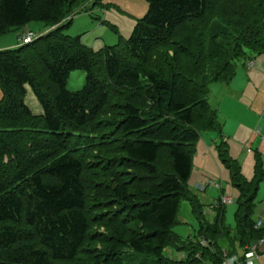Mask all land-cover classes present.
Returning a JSON list of instances; mask_svg holds the SVG:
<instances>
[{
	"label": "trees",
	"instance_id": "trees-1",
	"mask_svg": "<svg viewBox=\"0 0 264 264\" xmlns=\"http://www.w3.org/2000/svg\"><path fill=\"white\" fill-rule=\"evenodd\" d=\"M87 1L0 0V35L32 20L52 26L0 50V264H126L133 254L170 264L209 255L222 264L218 239L188 242L173 226L183 200L202 215L187 182L199 136L216 130L241 192L237 242L263 237L252 218L264 180L261 152L247 179L209 94L210 84L235 76L248 51L264 54V0H148L132 35L98 51L63 32ZM80 69L84 87L69 90L71 72ZM28 86L41 113L27 102ZM99 151L101 165L92 161ZM91 187L102 200L91 199ZM104 198L112 205L99 209ZM220 222L219 213L199 234L220 237ZM231 242L229 253H237ZM168 245L187 248L186 260L168 258Z\"/></svg>",
	"mask_w": 264,
	"mask_h": 264
},
{
	"label": "rangeland",
	"instance_id": "rangeland-1",
	"mask_svg": "<svg viewBox=\"0 0 264 264\" xmlns=\"http://www.w3.org/2000/svg\"><path fill=\"white\" fill-rule=\"evenodd\" d=\"M78 12L73 14V19L64 27L63 32L77 37H81V43L85 46L92 48L96 51L101 50L106 45H114L124 42L128 39L134 30L138 19L142 18L149 9L148 0H96L94 3L88 0L83 6H79ZM210 10V9H209ZM68 23V21H66ZM52 29V26L47 22L41 20H32L19 29H13L5 34L0 35V50L16 48L23 44L21 35L27 31H32L38 36L45 34ZM167 49V48H166ZM165 49V50H166ZM170 49V48H168ZM170 50V55L173 56ZM262 54L248 51L247 58H240L236 60V76L233 81L234 86H246L247 88V73L248 68L251 67L252 59L260 57ZM264 56V54H263ZM184 61L185 58L183 59ZM208 67H203L201 71L207 72ZM87 73L84 70H74L71 72L68 79L67 87L69 90H80L84 87L86 82ZM228 82H214L210 84L209 101L213 108L220 106L224 98L225 87H228ZM256 84L251 83L247 89L245 100H257L252 112L246 111L241 104H237L231 98H226L224 101V113L219 109V118L222 122H227L225 129L223 128V135L229 141L230 156L236 159L242 169L244 177L252 179L255 175L256 152H261L263 166H264V150L260 149L264 144V86L260 87L258 93L255 88ZM232 86V85H231ZM28 94L26 96L28 104L32 107L33 111L38 113L37 110L42 111V106L38 98L28 86ZM229 97V96H228ZM3 98V91L0 86V100ZM241 100V98H240ZM219 108V107H218ZM229 117H226V114ZM227 114V115H228ZM107 114H103L105 116ZM221 142V137L216 130L202 131L196 143L195 153L193 157V168L191 176L188 179L187 185L189 189L196 194L198 201L201 204L199 208L202 215H197L194 212L189 200H183L180 211L178 213V222L173 226V230L180 234L188 242L202 241L206 239L208 243L210 240H219V247L226 251H231L233 247L231 241L237 242V227L235 212L238 208L239 199L241 196L240 189L237 187L233 180V175L230 168L223 162L217 149V144ZM97 165L103 163L101 152H96L92 161H99ZM92 163V162H89ZM96 163L91 165L90 169H95ZM91 177V176H90ZM98 178L95 177V181ZM214 183V184H213ZM218 183L219 186L216 184ZM205 186V190H199L198 187ZM91 199L96 201L95 195L101 200L98 188L89 189ZM226 196L233 199L232 202L226 204H217L216 200ZM106 201V202H105ZM105 204H99L98 208L111 207L109 199L104 198ZM220 205L222 209L220 210ZM220 213L219 227L225 229L219 234L220 237L214 238L213 234L208 233L209 238L203 234H199L201 225H209L215 222L217 215ZM264 217V180L259 186V190L254 199L252 218L254 220ZM264 226V225H263ZM105 232L103 226H99ZM217 237V236H216ZM264 237V232H263ZM203 245V244H202ZM237 252L242 253L245 247H240L236 243ZM233 250V249H232ZM189 250L187 248H179L175 245H168L164 254L174 260H186ZM200 256L199 252L197 256ZM198 256V257H199ZM204 255L202 261L197 264H217L209 255ZM145 260V261H144ZM201 260V259H200ZM153 258H147L145 255L133 254L132 258L126 259V264H170L168 261L162 263L155 262ZM258 264H264V251L261 252L258 258Z\"/></svg>",
	"mask_w": 264,
	"mask_h": 264
},
{
	"label": "crops",
	"instance_id": "crops-1",
	"mask_svg": "<svg viewBox=\"0 0 264 264\" xmlns=\"http://www.w3.org/2000/svg\"><path fill=\"white\" fill-rule=\"evenodd\" d=\"M251 62H253V63L251 64V67L248 68V73L246 76L247 82H248L246 90H245L246 86L238 87V86L233 85L232 79L235 78V76H236V74H235V76L228 82V85H227L228 87H225L226 90L224 91V98H223L221 107L220 106L215 107V109L218 112L220 109L221 112L224 113L223 105H224V101L226 98H231L232 100H235L236 103L232 106L237 107V104L242 103V106L245 108L246 111L252 112V108L255 107L257 100L252 99V100L247 101V100H245V95H246L247 89L249 88V85L251 83L256 84V85H254L255 88L257 89L255 91V93H258V94H259L258 90H260L259 88L264 86V56H263V54L260 55V57L252 59ZM240 98H241V100H240ZM39 111L40 110H37L38 113H40ZM227 114H226V117H229V114L228 115ZM226 125H227V122L226 123L223 122V128L224 129H225ZM260 149L262 151L264 150V144L261 145ZM257 264H258V261H257Z\"/></svg>",
	"mask_w": 264,
	"mask_h": 264
},
{
	"label": "built area",
	"instance_id": "built-area-1",
	"mask_svg": "<svg viewBox=\"0 0 264 264\" xmlns=\"http://www.w3.org/2000/svg\"><path fill=\"white\" fill-rule=\"evenodd\" d=\"M96 0H90V2H94ZM37 38V34L32 31H27L21 36V41L23 43H30ZM252 63H250L251 65ZM214 184V183H213ZM216 184V183H215ZM219 186V184H216ZM199 190H205V186L198 187ZM233 199L230 197L223 196L216 200L217 204H226L232 202ZM264 225V217H260L256 220V227H262ZM201 243L204 246H208L209 243L206 239H203ZM242 253H234L230 254L228 251H223V262L222 264H257L258 258L261 255V252L264 251V237L260 238L258 241H255L249 245H247L244 249H242ZM199 256V255H198ZM187 258V256H186Z\"/></svg>",
	"mask_w": 264,
	"mask_h": 264
}]
</instances>
